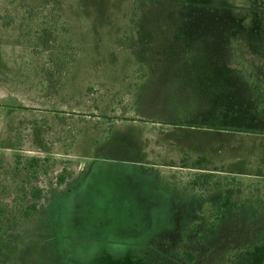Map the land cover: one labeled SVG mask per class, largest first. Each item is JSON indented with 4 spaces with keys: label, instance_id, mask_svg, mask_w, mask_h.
<instances>
[{
    "label": "rangeland",
    "instance_id": "374dc122",
    "mask_svg": "<svg viewBox=\"0 0 264 264\" xmlns=\"http://www.w3.org/2000/svg\"><path fill=\"white\" fill-rule=\"evenodd\" d=\"M16 156L47 159L49 201L0 264L264 242V0H0V203Z\"/></svg>",
    "mask_w": 264,
    "mask_h": 264
},
{
    "label": "trees",
    "instance_id": "16d2710c",
    "mask_svg": "<svg viewBox=\"0 0 264 264\" xmlns=\"http://www.w3.org/2000/svg\"><path fill=\"white\" fill-rule=\"evenodd\" d=\"M15 167L12 169V189L3 192L6 200L0 203V237L6 232L10 236L20 231L22 226L36 213L47 205L49 197L40 183L42 175L50 170L47 159L39 157L16 156ZM203 158H198L195 165H200ZM64 175L56 176V184L60 185ZM10 186V187H11ZM189 260L190 254H186ZM228 264H264V242L254 244L240 250Z\"/></svg>",
    "mask_w": 264,
    "mask_h": 264
}]
</instances>
